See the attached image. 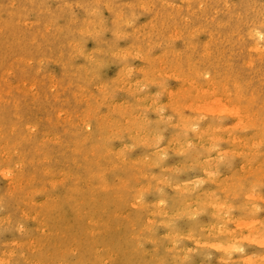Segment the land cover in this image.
Segmentation results:
<instances>
[{"label":"rangeland","instance_id":"1","mask_svg":"<svg viewBox=\"0 0 264 264\" xmlns=\"http://www.w3.org/2000/svg\"><path fill=\"white\" fill-rule=\"evenodd\" d=\"M0 7V171L5 167H9L12 171L8 180L0 176V223L2 224H0V264H102V260L107 257H113L108 259V264H118V262L129 264V261L130 264H166L168 262L170 264H178V262H182L181 264H192V262L193 264H259L260 262L264 264V249L261 247L264 246V241L259 242L260 246L256 241L251 244L248 240L244 241L241 236L243 226L238 228L231 222L248 220L258 222L260 227H256L259 229L257 231L264 238V170L262 169L264 167V144H262L264 143V47H260V45L264 46V0H0ZM254 34L258 36L254 37ZM73 47L79 49H73ZM150 80L154 81V84ZM210 80L218 92L228 91L230 99L244 107L243 110H247L251 118L249 129L240 132L235 125L236 131H234L233 119H230L228 115L221 117L223 113L209 115L201 110L193 111L195 109L193 91L189 89V92H184L183 88H187V82L193 83L196 87L206 88L211 84ZM111 98L112 100H109ZM134 104L136 107L139 106L136 108ZM132 105L137 111L132 108ZM138 111L141 112L138 113ZM183 118L187 120L185 124H183L185 122ZM198 119H200L199 122H197ZM189 120L192 124L187 125ZM209 124H212L214 129L210 134L207 128ZM103 127L107 130L101 131ZM189 128L191 130H188ZM202 132L205 136H201ZM97 133H101L102 137ZM114 135L117 138L113 140ZM168 135L171 137L169 138ZM229 135H233L236 140L242 139L245 145L247 144V148H250L252 143L262 142L257 158L248 164L249 159L246 156L242 157L239 154L240 150L227 139L226 136ZM217 138L220 141L217 142ZM111 139L112 141H109ZM135 139L139 141L136 142ZM198 140L205 145L208 144L212 151L224 154L216 159L208 152L204 153L207 150H204L202 145L195 144ZM135 142L137 144H133ZM101 145H104L102 149ZM155 146L159 147V150ZM78 148L81 151H78ZM155 151L159 152V155L154 158L157 154ZM91 152L97 155H92ZM208 155L212 157L207 158ZM72 162L75 164L73 165ZM109 162H112V165ZM120 164L123 169L126 168L118 169L117 166H121ZM128 165L133 169L131 170ZM223 165L229 167L225 166V168ZM103 168L106 171H103ZM114 168L115 172H112ZM100 172L102 174H99ZM73 173H75L74 176H78L79 181L74 180ZM214 173H218L217 177ZM243 175L245 178H242ZM237 176L240 178L238 179ZM138 177L141 178L138 179ZM118 180H121V183ZM161 180L165 183L160 184ZM80 181L81 183H78ZM212 182L215 183L211 184ZM252 182H256V185ZM101 183L105 184L104 188ZM175 188H178L177 192ZM228 188L231 191L227 190ZM156 190H160L159 193ZM226 190L232 198L228 197L230 195ZM209 192L218 203H223L219 205L224 209L218 206L221 211L217 209L212 212L209 207L205 208L206 205H200L199 202L201 200L203 202V197ZM89 193L94 194H91V197ZM243 195L244 200L246 199L244 203ZM67 196H71V200ZM177 202L178 205H176ZM111 203H114V206ZM197 204L202 207L199 208ZM100 205L103 207L101 208ZM106 208L111 212H108ZM127 212L131 214L127 216L129 218L125 217ZM172 212L175 214L173 215ZM248 212L250 214H247ZM110 213L112 216L109 218ZM115 213L116 215L113 216ZM208 215H211V218ZM116 218H121L120 222L123 221L119 223V219ZM160 221L163 222L160 224ZM220 221L227 223H222V226ZM103 222H109V229L105 232L101 226ZM142 222H144L143 225ZM117 223L122 226L120 227ZM145 227L147 229H144ZM164 227H167V230ZM140 229L142 232H139ZM102 230L103 232H100ZM208 234L210 236L206 238ZM110 235L113 236V240H110ZM86 237L91 238L88 240ZM237 239L241 240L237 242ZM100 240L102 243L99 242ZM234 243L235 247L231 249ZM197 244L201 245L200 250ZM93 247H95L94 250ZM165 247L169 248V251ZM208 247L210 250H207ZM225 248L227 249L223 250ZM130 249L135 251L130 253ZM234 250L235 253H233ZM186 252H192V256L187 255ZM245 258L246 260H243Z\"/></svg>","mask_w":264,"mask_h":264},{"label":"bare ground","instance_id":"2","mask_svg":"<svg viewBox=\"0 0 264 264\" xmlns=\"http://www.w3.org/2000/svg\"><path fill=\"white\" fill-rule=\"evenodd\" d=\"M11 1H13V0H11ZM28 1H29V0H28ZM145 2H146V1H145ZM149 2H150V1H149ZM163 2H164V1H163ZM165 2H166V1H165ZM105 3H106V2H105ZM198 3H199V2H198ZM9 4H11V3H9ZM63 4H64V3H63ZM65 4H66V3H65ZM69 4H70V3H68V5H69ZM75 4H76V3H75ZM166 4H167V2H166ZM139 5H140V4H139ZM149 5H150V4H149ZM168 5H169V4H168ZM175 5H176V4H175ZM197 5H198V4H197ZM76 6H77V5H76ZM169 6H172V5H169ZM187 6H188V5H187ZM11 7H13V6H11ZM72 7H73V6H72ZM142 7H143V5H142ZM172 7H173V6H172ZM226 7H227V6H226ZM0 8H1V7H0ZM37 8H38V7H37ZM73 8H74V7H73ZM138 8H139V7H138ZM176 8H177V6H176ZM198 8H199V7H198ZM141 9H142V8H141ZM186 9H187V8H186ZM93 10H94V8H93ZM157 10H158V9H157ZM252 10H253V9H252ZM47 11H48V10H47ZM91 12H92V11H91ZM94 12H95V11H94ZM48 13H49V12H48ZM119 13H120V12H119ZM52 15H53V13H52ZM120 15H121V13H120ZM18 16H19V15H18ZM53 16H55V15H53ZM117 16L119 17V15H117ZM254 16H255V15H254ZM118 17H117V18H118ZM119 18H120V17H119ZM169 18H170V17H169ZM182 18H183V17H182ZM182 18H181V19H182ZM262 18H263V17H262ZM17 19H18V18H17ZM120 19H121V18H120ZM210 19H211V18H210ZM0 20H1V19H0ZM65 20H66V19H65ZM74 20H75V19H74ZM187 20H188V19H187ZM263 20H264V19H263ZM22 21H23V20H22ZM125 21H127V20L125 19ZM128 22H129V21H128ZM29 23H30V22H29ZM130 23H131V22H130ZM25 24H26V23H25ZM44 24H45V23H44ZM47 24H48V23H47ZM124 24H125V22H124ZM127 24H128V23H127ZM147 24H148V23H147ZM28 25H30V24H28ZM28 25H27V26H28ZM32 25H33V23H32ZM129 25H130V24H129ZM131 25H132V23H131ZM25 26H26V25H25ZM44 26H45V25H44ZM93 26H94V25H93ZM243 26H244V25H243ZM46 27H47V26H46ZM48 27H49V26H48ZM196 28H197V27H196ZM46 29H47V28H46ZM46 29H45V31H46ZM49 29H50V28H49ZM174 29H175V28H174ZM193 29H194V28H193ZM197 29H198V28H197ZM79 30H80V29H79ZM86 30H87V29H86ZM88 30H89V29H88ZM93 30H94V29H93ZM246 30H247V29H246ZM252 30H255V31H256V29H252ZM81 31H82V30H81ZM81 31H79V32L81 33ZM175 31H176V30H175ZM204 31H205V30H204ZM79 32H78V33H79ZM82 32H83V31H82ZM176 32H177V31H176ZM192 32H193V31H192ZM247 32H248V31H247ZM119 33H121V32H119ZM177 33H178V32H177ZM189 33H190V32H189ZM248 33H249V32H248ZM121 34H122V33H121ZM133 34H134V33H133ZM258 34H260V33H258ZM122 35H124V33H123ZM138 35H139V33H138ZM196 35H197V34H196ZM209 35H210V34H209ZM118 36H119V35H118ZM255 36H258V35H255V34H254V37H255ZM260 36L262 37V35H260ZM120 37H121V35H120ZM124 37H125V36H124ZM139 37H140V36H139ZM248 37H250V36H248ZM261 37H260V38H261ZM252 38H253V37H252ZM12 39H13V38H12ZM242 40H243V39H242ZM32 41H33V40H32ZM32 41H31V43H34V42H32ZM258 41H259V39H258ZM159 42H160V41H159ZM255 42H257V41L255 40ZM50 43H51V42H50ZM147 43H148V42H147ZM170 43H171V42H170ZM187 43H188V42H187ZM253 44H254V43H253ZM255 44H256V43H255ZM149 45H150V44H149ZM249 45H250V44H249ZM72 46H74V45H72ZM190 46H191V45H190ZM256 46H257V45H256ZM258 46H259V45H258ZM186 47H187V46H186ZM260 47L262 48V47H264V46H261V45H260ZM48 48H49V47H48ZM74 48H77V47H73V49H74ZM139 48H140V47H139ZM165 48H166V47H165ZM261 48H260V49H261ZM77 49H79V48H77ZM98 49H99V48H98ZM249 49H250V48H249ZM249 49H248V51H249ZM254 49H256V48H254ZM117 50H118V49H117ZM121 50H122V49H121ZM138 50H139V49H138ZM96 51H97V50H96ZM135 51H136V50H134V52H135ZM163 51H164V49H163ZM256 51H257V50H256ZM59 52H60V51H59ZM77 52H78V51H77ZM117 52H118V51H117ZM126 52H128V51L126 50ZM129 52H130V51H129ZM132 52H133V51H132ZM140 52H141V50H140ZM259 52H260V50H259ZM83 53H84V52H83ZM106 53H107V52H106ZM206 53H207V52H206ZM222 53H223V52H222ZM256 53H257V52H256ZM80 54H81V53H80ZM108 54H109V53H108ZM108 54H107V55H108ZM117 54H118V53H117ZM119 54H120V53H119ZM119 54H118V55H119ZM128 54H129V53H128ZM128 54H126V55H128ZM136 54H137V52H136ZM176 54H177V53H176ZM124 55H125V54H124ZM126 55H125V56H126ZM137 55H138V54H137ZM120 56H121V55H120ZM125 56H124V57H125ZM129 56H130V54H129ZM139 56H140V55H139ZM208 56H209V55H208ZM87 57H89V56H87ZM90 57H91V56H90ZM132 57H133V56H132ZM134 57H135V55H134ZM136 57H137V56H136ZM155 58H156V57H155ZM36 59H37V58H36ZM85 59H86V57H85ZM89 59H90V58H89ZM96 59H97V58H96ZM91 60H92V59H91ZM93 60H94V59H93ZM97 60H98V59H97ZM122 60H123V59H122ZM154 60H155V59H154ZM47 61H48V60H47ZM54 61H55V60H54ZM59 61H61V60H59ZM59 61H58V62H59ZM99 61H100V60H99ZM99 61H97V62H99ZM162 61H164V60H162ZM42 62H43V61H42ZM42 62H41V64H42ZM45 62H46V61H45ZM55 62H56V61H55ZM61 62H62V61H61ZM244 62H245V61H244ZM249 62H250V61H249ZM56 63H57V62H56ZM102 63H103V62H102ZM188 63H190V62H188ZM60 64H61V63H60ZM103 64H104V63H103ZM246 64H247V62H246ZM44 65H45V64H44ZM44 65H43V66H44ZM70 65H71V64H70ZM187 65H188V64H187ZM248 65H249V64H248ZM250 65H251V62H250ZM43 66H42V67H43ZM192 66H193V65H192ZM39 67H40V66H39ZM62 67H63V66H62ZM122 67H123V66H122ZM138 67H140V66H138ZM150 67H151V66H150ZM63 68H64V67H63ZM140 68H141V67H140ZM140 68H138V70H139ZM124 69H125V68H124ZM142 69H143V68H142ZM151 69H152V68H151ZM173 69H174V68H173ZM122 70H123V68H122ZM171 70H172V69H171ZM123 71H124V70H123ZM123 71H122V72H123ZM139 71H140V70H139ZM153 71H154V69H153ZM87 72H88V71H87ZM92 72H93V71H92ZM204 72H205V71H204ZM123 73H124V72H123ZM187 73H189V72H187ZM176 74H177V73H176ZM196 74H197V73H196ZM124 75H125V74H124ZM156 75H158V74H155V76H156ZM179 75H180V74H179ZM85 76H86V75H85ZM93 76H94V75H93ZM93 76H92V77L90 76V77L93 78ZM119 76H120V75H119ZM148 76H149V75H148ZM158 76H159V75H158ZM176 76H178V74H177ZM205 76H207V75H205ZM117 77H118V76H117ZM202 77H203V76H202ZM91 78H90V79H91ZM120 78H121V76H120ZM146 78H147V77H146ZM153 78H154V77H153ZM179 78H180V77H179ZM182 78H183V77H181V79H182ZM205 78H206V77H204V79H205ZM136 79H138V78H136ZM144 79H145V78H144ZM188 79H189V78H188ZM151 80H152V79H151ZM151 80H150V82H151ZM179 80H180V79H179ZM115 81H116V80H115ZM134 81H135V79H134ZM143 81H144V80H143ZM143 81H142V82H143ZM146 81H148V80L146 79ZM99 82H100V81H99ZM116 82H117V81H116ZM138 82H139V81H137V83H138ZM142 82H141V83H142ZM213 82H214V81H213ZM227 82H228V80H227ZM102 83H103V81H102ZM122 83H123V82H122ZM151 83L154 84V81H152ZM210 83H211V80H210ZM77 84H78V83H77ZM77 84H76V85H77ZM131 84H132V82H131ZM183 84H184V83H183ZM207 84H208V83H207ZM220 84H221V83H220ZM133 85H134V84H133ZM137 85H138V84H137ZM139 85H140V84H139ZM222 85H223V84H222ZM235 85L237 86V84H235ZM68 86H69V84H68ZM120 86H121V85H120ZM120 86H119V87H120ZM186 86H187V88H186V87L183 88V91H184V92L188 91L189 89L193 91V95H194V99H195V100H194L195 102L193 103V106H194V108H195V109L193 110L194 112H195V110L197 109V110H201V111H203V112H207V113H209V115H210V114H213V113H214V114H215V113H219V114H222V113H223V115H221V117H222V116H226V115H228V116H230V117H229L230 119H233V122H234V123H232V125H233V128H232V129H234V131H236V130H235V125H236V127H237V131H240V132H243L244 130L249 129V126L251 125V118H250L249 114L247 113V110H246V111L243 110L244 107L242 108L239 104L234 103V102L230 99V96H229V94H228V91H227V92H224V93H223L224 90H223L222 92H218V91L216 90L215 86L213 85V83H211V84H209L208 86H206V88H201L200 86H199V87H200V88H199V87H196L193 83H188V82L186 83ZM202 86H203V85H202ZM233 86H234V85H233ZM119 87H118V88H119ZM122 87H124V86H122ZM82 88H84V87H82ZM103 88H104V87H103ZM128 88H129V86H128ZM238 89H239V88H238ZM80 90H81V89H80ZM85 90H86V88H85ZM128 90H129V89H128ZM135 90H136V89H135ZM236 90H237V89H236ZM112 91H113V90H112ZM140 91H141V90H140ZM128 92H129V91H128ZM184 92H183V93H184ZM188 92H189V91H188ZM105 93L107 94V92H105ZM112 93H113V92H112ZM143 93H144V92H143ZM235 93H236V92H235ZM133 94H134V93H133ZM133 94H132V95H133ZM135 94H136V93H135ZM141 94H142V93H141ZM146 94H147V93H146ZM188 94H189V93H188ZM110 95H112V94H110ZM110 95H108V96H110ZM132 95H131V97H132ZM136 95H137V94H136ZM236 95H237V94H236ZM187 96H188V95H187ZM110 97H111V96H110ZM142 97H144V96H142ZM142 97H141V98H142ZM146 97H147V96H146ZM189 97H191V95H190ZM237 97H238V96H237ZM239 97H240V96H239ZM105 98H106V97H105ZM105 98H103V99H105ZM141 98H140V100H141ZM135 99H136V98H135ZM251 99H253V97H251ZM107 100H108V98H107ZM109 100H112V98L109 99ZM95 101H96V100H95ZM191 101H192V100H191ZM250 101H251V100H250ZM252 101H253V100H252ZM105 102H106V101H105ZM130 102H131V101H130ZM133 102H134V101H133ZM149 102H150V100H149ZM102 103H103V102H102ZM109 103H110V102H109ZM138 103H139V102H138ZM136 104H137V103H136ZM188 104H189V103H188ZM134 105H135V104H134ZM129 106H130V104H129ZM138 106H139V105H137V107H138ZM130 107H131V106H130ZM135 107H136V105H135ZM135 107H134V108H135ZM137 107H136V108H137ZM132 108H133V105H132ZM134 108H133V109H134ZM136 108H135V109H136ZM127 109H128V108H127ZM139 109H140V108H139ZM175 109H177V108H175ZM248 109H249V108H248ZM108 110H110V109H108ZM115 110H116V109H115ZM115 110H114V111H115ZM142 110H143V109H142ZM142 110H141V111H142ZM190 110H191V109H190ZM105 111H106V110H105ZM132 111H133V110H132ZM136 111H137V109H136ZM141 111H140V112H141ZM241 111H242V113H241ZM108 112H110V111H108ZM140 112L138 111V113H140ZM105 113H107V112H105ZM115 113H116V112H115ZM138 113H137V114H138ZM253 113H254V112H253ZM88 114H89V113H88ZM194 114H195V113H194ZM96 115H98V114L96 113ZM130 115H131V114H130ZM134 115H135V114H134ZM141 115H142V113H141ZM197 116H198V114H197ZM197 116H196V117H197ZM254 116H255V118H256V115H254ZM110 117H111V116H110ZM143 117H144V116H143ZM162 118H163V117H162ZM178 118H180V117L178 116ZM194 118H195V117H194ZM212 118H213V117H212ZM130 119H132V118H130ZM130 119H129V120H130ZM135 119H136V118H135ZM139 119H140V118H139ZM139 119H138V120H139ZM144 119H146V118H144ZM156 119H158V118H156ZM170 119H171V118H170ZM186 119H188V118H186ZM101 120H102V118H101ZM138 120H137V121H138ZM166 120H168V119H165V121H166ZM176 120H178V119H176ZM184 120H185V119L183 118V121H184ZM195 120H197V118H195ZM199 120H200V119H198L197 122H199ZM262 120H263V119H262ZM85 121H86V120H85ZM103 121H104V119H103ZM137 121H135V122L137 123ZM160 121H161V120H160ZM163 121H164V119H163ZM183 121H182V122H183ZM186 121H187V120H185V122H184L183 124H185ZM191 121H192V120H191ZM107 122H108V121H107ZM154 122H155V121H154ZM167 122H170V121L168 120ZM174 122H175V121H174ZM177 122H178V121H177ZM182 122H180V124H181ZM189 122H190V120L188 121V124H187V125L192 124V123H189ZM254 122H255V121H254ZM258 122H259V121H258ZM109 123H110V122H109ZM115 123H116V122L114 121V125H115ZM117 123H118V120H117ZM148 123H149V121H148ZM151 123H153V122H151ZM263 123H264V121H263ZM87 124H88V123H87ZM103 124H104V122H103ZM110 124H111V123H110ZM122 124H123V123H122ZM141 124H142V123H141ZM149 124H150V123H149ZM149 124H148V125H149ZM259 124H260V123H259ZM83 125H84V124H83ZM111 125H112V124H111ZM118 125H119V124H118ZM126 125H127V124H126ZM139 125H140V124H139ZM143 125H144V124H143ZM160 125H162V124H160ZM170 125H171V124H170ZM89 126H90V125H89ZM105 126H106V125H105ZM115 126H116V125H115ZM140 126H141V125H140ZM167 126H168V125H167ZM167 126H166V127H167ZM171 126H172V125H171ZM252 126H254V124H252ZM255 126H256V125H255ZM11 127H12V126H11ZM106 127H107V126H106ZM134 127H135V126H134ZM141 127H143V126H141ZM173 127H174V126H173ZM176 127H178V126H176ZM250 127H251V126H250ZM89 128H90V127H89ZM103 128H104V129L101 130V131H104V130H105V127H103ZM139 128H140V127H139ZM144 128H145V127H144ZM156 128H157V127H156ZM207 128H208V130H209V134L212 133V131L214 130L213 127H212V124H209ZM254 128H255V127H254ZM82 129H83V128H82ZM101 129H102V128H101ZM146 129H147V128H146ZM160 129H161V128H160ZM197 129H198V128H197ZM197 129H196V130H197ZM257 129H258V128H257ZM15 130H16V129H15ZM106 130H107V129H106ZM106 130H105V131H106ZM118 130L120 131V129H118ZM148 130H149V129H148ZM153 130H154V129H153ZM158 130H159V126H158ZM179 130H180V129H179ZM186 130H187V129H186ZM188 130H191V129L189 128ZM254 130H255V129H254ZM84 131H85V130H84ZM108 131H109V130H108ZM108 131H107V132H108ZM142 131H143V130H142ZM262 131H263V130H261V132H262ZM86 132H87V131H86ZM99 132H100V131H99ZM117 132H118V131H117ZM121 132H122V129H121ZM137 132H138V131H137ZM155 132H156V131H155ZM178 132H181V131H178ZM184 132H185V131H184ZM204 132H205V130H204ZM204 132L201 133V136H205ZM263 132H264V131H263ZM75 133H76V132H75ZM77 133H78V132H77ZM108 133H109V132H108ZM127 133H128V132H127ZM175 133H176V132H175ZM182 133H183V132H182ZM182 133H181V134H182ZM192 133H193V132H192ZM97 134H99V133H97ZM100 134H101V133H100ZM100 134H99V136L102 137V135H100ZM110 134H111V133H110ZM112 134H113V132H112ZM135 134H136V133H135ZM138 134H139V133H138ZM188 134H189V133H188ZM261 134H262V133H261ZM73 135H74V134H73ZM89 135H90V134H89ZM103 135H104V134H103ZM107 135H108V134H107ZM107 135H106V136H107ZM172 135H173V134H172ZM183 135H186V134H183ZM234 135H235V134H234ZM242 135H243V134H242ZM108 136H110V135H108ZM114 136H115V135H114ZM121 136H122V135H121ZM131 136H132V135H131ZM155 136H156V135H155ZM190 136H191V134H190ZM104 137H105V136H104ZM139 137H140V136H139ZM141 137H142V136H141ZM141 137H140V138H141ZM144 137H146V136H144ZM144 137H143V139H145ZM151 137H152V136H151ZM156 137H158V136H156ZM161 137H162V136H161ZM168 137H169V135H168ZM168 137H167V138H168ZM170 137H171V136H170ZM170 137H169V138H170ZM185 137H186V136H185ZM226 137H227V139L231 142V144H232L233 146H235V148H238V149L240 150V153H239V154H241L242 157H243V156H246V157L249 159V160H247V162L249 161L248 164H249L250 162H252L254 159L257 158V155H258V152H259V149H260V147H261V143H262V142H261L260 144H259V142H258V143H257V142H256V143H252V144L250 145V148H247V144L245 145V142H244L242 139H241V140H238V139L236 140V138H235L233 135H229V136H226ZM84 138H85V135H84ZM115 138H117V136H115V137L113 138V140H114ZM128 138H129V137H128ZM132 138H134V137L132 136ZM154 138H155V137H154ZM176 138H177V137H176ZM181 138H182V137H181ZM193 138H194V137H193ZM256 138H258V137H256ZM87 139H88V137H87ZM121 139H122V138H121ZM152 139H153V138H152ZM254 139H255V138H254ZM137 140H138V139H137ZM137 140L135 139L134 141L138 142L139 140H138V141H137ZM155 140H156V139H155ZM179 140H180V139H179ZM202 140L205 142L204 139H202ZM216 140H217V142L220 141V139H218V138H217ZM244 140H245V139H244ZM79 141H80V140H79ZM88 141H89V139H88ZM104 141H105V140H104ZM109 141H112V139L109 140ZM109 141H108V143H109ZM118 141H119V140H118ZM209 141H210V139H209ZM258 141H260V140H258ZM77 142H78V141H77ZM80 142H81V141H80ZM121 142H122V141H121ZM130 142H131V141H130ZM130 142H129V144H130ZM132 142H133V140H132ZM132 142H131V143H132ZM136 142L133 143V144H137ZM141 142H143V140H142ZM147 142H148V141H147ZM176 142H177V141H176ZM181 142H182V141H181ZM190 142H191V141H190ZM66 143H67V142H66ZM104 143H105V142H104ZM145 143H146V142H145ZM151 143H152V142H151ZM170 143H172V142H170ZM185 143H186V142H185ZM191 143H192V142H191ZM209 143H210V142H209ZM71 144H72V143H71ZM75 144H76V142H75ZM79 144H80V143H79ZM122 144H124V143H122ZM133 144H132V145H133ZM179 144H180V142H179ZM183 144H184V143H183ZM195 144L202 145V148H204V150H207V151H205L204 153H207V152H208V153L211 154L212 156L216 157V159L218 158V156H221L222 154H224L223 152L221 153V152H219V151H212V150L210 149V147H208V144L205 145L201 140H198V142H196ZM262 144H264V143H262ZM67 145H68V144H67ZM67 145H66V146H67ZM82 145H83V144H82ZM108 145H109V144H108ZM127 145H128V144H127ZM138 145H139V144H138ZM140 145H141V144H140ZM145 145H146V144H145ZM155 145H156V144H155ZM164 145H165V144H164ZM172 145H173V144H172ZM180 145H181V144H180ZM59 146H61V145H59ZM72 146H73V145H72ZM92 146H93V145H92ZM97 146H98V145H97ZM97 146H95V148H97ZM101 146H102V145H101ZM123 146H126V145H123ZM136 146H137V145H136ZM142 146H144V144H143ZM181 146H182V145H181ZM210 146H211V145H210ZM62 147H65V146H62ZM103 147H104V145L101 147V149H102ZM106 147H107V146H106ZM106 147H105V149H106ZM127 147H128V146H127ZM131 147H132V146H131ZM133 147H135V146H133ZM150 147H151V146H150ZM175 147H177V146H175ZM196 147H197V146H196ZM199 147L201 148V146H199ZM199 147H198V148H199ZM213 147H214V146H213ZM215 147H216V146H215ZM60 148H61V147H60ZM92 148H94V146H93ZM145 148H146V147H145ZM151 148H152V147H151ZM155 148H157V147L155 146ZM158 148H159V147H158ZM158 148H157V149H158ZM185 148H186V150H188L187 147H185ZM191 148L193 149V147H191ZM235 148H234V149H235ZM81 149H82V148H81ZM83 149H84V148H83ZM83 149H82V150H83ZM98 149H99V148H98ZM147 149H148V147H147ZM121 150H122V149H121ZM158 150H159V149H158ZM165 150H166V149H165ZM178 150H179V149H178ZM184 150H185V149H184ZM78 151H81V150H79V148H78ZM85 151H86V150H85ZM91 151H92V150H91ZM114 151H115V150H114ZM114 151H113V152H114ZM122 151H123V150H122ZM125 151H126V150H125ZM169 151H170V150H169ZM189 151H190V150H189ZM148 152H149V151H148ZM155 152H156V151H155ZM161 152H162V151H161ZM194 152H195V151H194ZM194 152H193V153H194ZM228 152H230V151H228ZM228 152H227V153H228ZM75 153H76V152H75ZM79 153H80V152H79ZM85 153H86V152H85ZM91 153H92V155L95 154L94 152H91ZM102 153H103V152H102ZM122 153H123V152H122ZM144 153H145V152H144ZM146 153H147V152H146ZM156 153H157V154H156ZM156 153H155L156 155L153 154V155H155L154 158H155L157 155H159V154H158L159 152H156ZM164 153H165V152H164ZM171 153H172V152H171ZM185 153H186V151H185ZM187 153H188V154H191V153H189V152H187ZM201 153H203V152H201ZM261 153H263V152H261ZM89 154H90V153H89ZM109 154H110V153H109ZM112 154H114V153H112ZM117 154H118V153H117ZM151 154H152V153H151ZM177 154H178V153H177ZM231 154H233V153H231ZM231 154H230V155H231ZM259 154H260V153H259ZM20 155H21V153H20ZM56 155H58V154H56ZM63 155H64V154H63ZM95 155H97V154H95ZM115 155H116V154H115ZM123 155H125V153H124ZM141 155H142V154H141ZM144 155H145V154H144ZM162 155H163V154H162ZM162 155H161V157H162ZM178 155H181V153L178 154ZM194 155H196V154H194ZM113 156H114V155H113ZM147 156H148V155H147ZM196 156H197V155H196ZM198 156H200V154H199ZM201 156H202V154H201ZM212 156H209V155H208L207 158L212 157ZM224 156H226V155H224ZM262 156H263V155H262ZM105 157H106V156H105ZM111 157H112V156H111ZM116 157H117V156H116ZM148 157H149V156H148ZM150 157H152V156H150ZM158 157H160V156H158ZM161 157H160V158H161ZM183 157H184V156H183ZM190 157L192 158V155H191ZM194 157H195V156H194ZM228 157H229V156H228ZM240 157H241V156H240ZM242 157H241V158H242ZM87 158H88V156H87ZM106 158H107V157H106ZM133 158H134V157H133ZM139 158H140V156H139ZM146 158H147V157H146ZM152 158H153V157H152ZM162 158H163V157H162ZM191 158H190V159H191ZM196 158H197V157H196ZM226 158H227V157H226ZM244 158H245V157H244ZM244 158H243V159H244ZM72 159H73V158H72ZM144 159H145V158H144ZM147 159H148V158H147ZM198 159H199V158H198ZM229 159H230V158H229ZM74 160H75V159H74ZM97 160H98V159H97ZM111 160H112V159H111ZM135 160H136V159H135ZM138 160H139V159H138ZM140 160H143V159H140ZM155 160H156V159H155ZM192 160H194V159H192ZM204 160H205V159H204ZM260 160H261V159H260ZM72 161H73V160H72ZM108 161H110V160H108ZM119 161H120V160H119ZM124 161H125V160H124ZM148 161H149V159H148ZM160 161H161V159H160ZM189 161L191 162V160H189ZM197 161H198V160H197ZM200 161H201V160H200ZM224 161H225V160H224ZM241 161H242V160H241ZM243 161H246V160H243ZM261 161H262V160H261ZM103 162H104V161H103ZM141 162H143V161H141ZM220 162H222V160H221ZM255 162H256V161H255ZM72 163H73V162H72ZM109 163H111V165H112V162H109ZM113 163H114V162H113ZM120 163H121V161H120ZM206 163H207V160H206ZM218 163H219V162H218ZM218 163H217V166H218ZM74 164H75V163H73V165H74ZM90 164H91V163H90ZM107 164H108V163H107ZM121 164H123V163H121ZM121 164H120V165H121ZM125 164H126V163H125ZM185 164H187V163H185ZM190 164L192 165V163H190ZM203 164H204V163H203ZM203 164H202V165H203ZM221 164H223V163H221ZM259 164H260V163H259ZM58 165H59V164H58ZM81 165H82V164H81ZM87 165H88V164H87ZM108 165H109V164H108ZM123 165H124V164H123ZM193 165L195 166L194 163H193ZM128 166H130V165H128ZM134 166H136V165H134ZM145 166H146V165H144V167H145ZM188 166H189V164H188ZM223 166H224V165H223ZM225 166L229 167L228 165H225ZM225 166H224V167H225ZM262 166H263V165H262ZM77 167H79V166H77ZM111 167H112V166H111ZM117 167H118V169H119V167H121V168L123 169L122 165H121V166H117ZM158 167H159V166H158ZM200 167H201V166H200ZM106 168H108V167H106ZM115 168H116V167H115ZM115 168L112 169L113 171H112V170H111V171H112V172H115V171H114ZM125 168H126V167H125ZM125 168H124V169H125ZM130 168H131V166H130ZM137 168H139V167H137ZM137 168H136V169H137ZM202 168H203V167H202ZM225 168H226V167H225ZM249 168H250V167H249ZM257 168H258V167H257ZM257 168H256V169H257ZM69 169L71 170V167H70ZM82 169H83V168H82ZM109 169H110V168H109ZM109 169H108V171L110 172ZM124 169H123V170H124ZM132 169H133V168H131V170H132ZM180 169H181V168H180ZM200 169H201V168H200ZM200 169H199V170H200ZM247 169H248V168H247ZM262 169L264 170V167H263ZM104 170H105V169L103 168V171H104ZM140 170H141V169H140ZM153 170H154V168H153ZM161 170H162V168H161ZM186 170H187V169H186ZM190 170H191V169H190ZM190 170H189V171H190ZM214 170H216V169H214ZM227 170H229V169H227ZM243 170H244V169H243ZM248 170H249V169H248ZM252 170H253V169H252ZM252 170H251V171H252ZM254 170H255V169H254ZM67 171H68V170H67ZM103 171H102V172H103ZM105 171H106V170H105ZM158 171H159V170H158ZM246 171H247V170H246ZM246 171H245V172H246ZM102 172H100L99 174H102ZM138 172H139V171H138ZM176 172H177V171H176ZM176 172H175V173H176ZM202 172H203V171H202ZM233 172H234V171H233ZM247 172H248V171H247ZM254 172H255V171H254ZM11 173H12L11 169H9V167H5V168H2V169H1V171H0V176H1V178L8 180V179H9L8 177H10ZM139 173H140V172H139ZM143 173H144V172H143ZM211 173H212V172H211ZM211 173H210V174H211ZM230 173H231V172H230ZM238 173H240V172H238ZM259 173H260V172H259ZM74 174H75V173H73V177H75L74 180L77 179V180L79 181L78 176H74ZM104 174H105V173H104ZM145 174H146V173H145ZM147 174H148V173H147ZM164 174H165V173H164ZM212 174H213V173H212ZM214 174H215L216 177H217V174H218V173H217V174L214 173ZM251 174H252V172H251ZM255 174H256V173H255ZM262 174H263V173H262ZM67 175H68V174H67ZM97 175H98V174H97ZM228 175H229V174H228ZM236 175H237V174H236ZM246 175H247V174H246ZM71 176H72V175H71ZM98 176H99V175H98ZM105 176H106V175H105ZM116 176H117V175H116ZM116 176H114V177H116ZM139 176H140V174H139ZM149 176H150V175H149ZM233 176H234V175H233ZM249 176H250V175H249ZM76 177H77V178H76ZM119 177H120V176H119ZM131 177H132V176H131ZM152 177H153V176H152ZM152 177H151V178H152ZM237 177H238V179L240 178V176H237ZM241 177H242V176H241ZM246 177H248V175H247ZM254 177H256V176H254ZM260 177H261V176H260ZM80 178H81V176H80ZM82 178H83V177H82ZM87 178H88V176H87ZM87 178H86V179H87ZM90 178H91V177H90ZM102 178H104V177H102ZM111 178H112V177H111ZM116 178H118V177H116ZM134 178L136 179V176H134ZM140 178H141V177H138V179H140ZM151 178H150V179H151ZM207 178H208V177H207ZM211 178H212V177H211ZM233 178H234V177H233ZM235 178H236V177H235ZM242 178H245L244 175H243ZM242 178H241V179H242ZM262 178H263V177H262ZM83 179H84V178H83ZM119 179H120V178H119ZM122 179H123V178H122ZM122 179H121V180H122ZM227 179H228V178H227ZM229 179H230V178H229ZM238 179H237V180H238ZM89 180H90V179H89ZM121 180H120V181H121ZM124 180H125V181H126V180L128 181L127 178H126V179L124 178ZM153 180H155V179L153 178ZM156 180H157V179H156ZM212 180H214V179H212ZM215 180H216V179H215ZM85 181H86V180H85ZM102 181H103V180H102ZM120 181L118 180V182H120ZM139 181H140V180H139ZM198 181H199V180H198ZM220 181H221V180H220ZM222 181H223V180H222ZM226 181H227V183H228V180H226ZM230 181H231V179H230ZM87 182H88V181H87ZM92 182H93V181H92ZM112 182H113V181H112ZM205 182H206V181H205ZM74 183H75V182H74ZM78 183H81V181L78 182ZM78 183H77V184H78ZM83 183H84V182H83ZM85 183H86V182H85ZM85 183H84V184H85ZM95 183H96V182H95ZM105 183H106V182H105ZM120 183H121V182H120ZM137 183H138V182H137ZM147 183H148V182H147ZM159 183H160V184H164L165 182L162 183V180H161V182H159ZM166 183H167V182H166ZM175 183H176V182H175ZM178 183H179V182H178ZM182 183H183V182H182ZM214 183H215V182H212L211 184H214ZM219 183H221V182H219ZM225 183H226V182H225ZM232 183H233V181H232ZM255 183H256V182H254V183L252 182V184L256 185ZM259 183H261V182H259ZM122 184H124V183H122ZM122 184H120V185H122ZM126 184H127V182H126ZM139 184H140V183H139ZM148 184H149V183H148ZM148 184H147V185H148ZM160 184H159V185H160ZM180 184H181V183H180ZM185 184H186V183H185ZM187 184H189V183H187ZM192 184H194V183H192ZM229 184H231V182H229ZM233 184H234V183H233ZM241 184H242V183H241ZM245 184H246V183H245ZM247 184H248V183H247ZM249 184H250V183H249ZM101 185H102V183H101ZM106 185H107V184H106ZM129 185H130V183H129ZM145 185H146V184H145ZM145 185H144V186H145ZM155 185H156V183L154 184V186H155ZM166 185H167V184H166ZM183 185H184V184H183ZM189 185H190V184H189ZM215 185H216V184H215ZM217 185H219V184L217 183ZM217 185H216V186H217ZM231 185H232V184H231ZM231 185H230V186H231ZM237 185H238V184H237ZM254 185H253V186H254ZM81 186H82V184H81ZM102 186H103V188H104V187H105V184H103ZM112 186H113V185H112ZM124 186H125V185H124ZM133 186H134V185H133ZM138 186H139V185H138ZM149 186H150V185H149ZM154 186H153V187H154ZM160 186H161V185H160ZM185 186H186V185H185ZM201 186H202V185H201ZM228 186H229V185H228ZM228 186H226V187H228ZM230 186H229V187H230ZM250 186H251V185H249V187H250ZM75 187H76V186H75ZM79 187H80V186H79ZM79 187H78V188H79ZM95 187H96V186H95ZM98 187H100V186H98ZM177 187H178V186H177ZM182 187H183V186H182ZM231 187L234 188L233 185H232ZM259 187H260V186H259ZM96 188H97V187H96ZM113 188H114V187H113ZM120 188H122V187H120ZM125 188H126V187H125ZM129 188H130V187H129ZM129 188H128V189H129ZM134 188H135V187H134ZM138 188H140V186H139ZM144 188H145V187H144ZM150 188H152V187L150 186ZM164 188H165V187H164ZM186 188H187V187H186ZM189 188H190V187H189ZM235 188H236V186H235ZM241 188H242V186H241ZM241 188H240V189H241ZM80 189H81V188H80ZM80 189H78V190H80ZM87 189H88V188H87ZM111 189H112V187H111ZM130 189H131V188H130ZM141 189H142V188H141ZM160 189H161V188H160ZM177 189H178V188H177ZM177 189L175 188L174 190H176V192H177ZM184 189H185V188H184ZM197 189H199V188H197ZM236 189H237V188H236ZM84 190H85V189H84ZM84 190H82V191H84ZM99 190H100V189H99ZM105 190H106V188H105ZM115 190H116V189H115ZM154 190H155V188H154ZM161 190H162V189H161ZM180 190H181V189H180ZM194 190H195V188H194ZM206 190H207V189H206ZM213 190H214V188H213ZM215 190H216V189H215ZM218 190H219V187H218ZM218 190H217V191H218ZM221 190H222V189H221ZM221 190H220V191H221ZM223 190H224V188H223ZM227 190L231 191L230 188H228ZM227 190H226V192L228 193ZM233 190H234V189H232V191H233ZM249 190H250V189H249ZM75 191H76V190H75ZM86 191H87V190H86ZM91 191H92V190H91ZM97 191H98V190H97ZM109 191H110V189H109ZM116 191L118 192V190H116ZM128 191H129V190H128ZM149 191H150V190H149ZM156 191H158V190H156ZM159 191H160V190H159ZM159 191H158V193H159ZM162 191H163V190H162ZM181 191H182V190H181ZM184 191H185V190H184ZM203 191H204V190H203ZM235 191H236V190H235ZM235 191H234V192H235ZM251 191H252V190H251ZM251 191H250V192H251ZM76 192H77V191H76ZM79 192H80V191H79ZM79 192H78V193H79ZM117 192H116V193H117ZM153 192H154V191H153ZM187 192H189V191H187ZM218 192H219V191H218ZM238 192H239V190H238ZM248 192H249V191H248ZM80 193H81V192H80ZM84 193H85V191H84ZM96 193H97V192H96ZM98 193H99V191H98ZM102 193L105 195V191H103ZM120 193H121V192H120ZM120 193H119V194H120ZM144 193H145V192H144ZM190 193H192V192L190 191ZM198 193H199V192H198ZM202 193H203V192L201 191V195H202ZM215 193H216V192H215ZM230 193H231V192H230ZM232 193H233V192H232ZM251 193H252V192H251ZM251 193H250V194H251ZM254 193H256V192H254ZM254 193H253V196H254ZM85 194H86V193H85ZM89 194H90V193H89ZM91 194H92V193H91ZM91 194H90V195H91ZM93 194H94V193H93ZM93 194H92V195H93ZM114 194H115V193H114ZM114 194H113V195H114ZM141 194H143V193H141ZM181 194L183 195V192H182ZM184 194H185V193H184ZM220 194H221V192H220ZM228 194H229V193H228ZM241 194H245V193H242V192H241ZM248 194H249V193H248ZM67 195H69V194H67ZM92 195H91V197H92ZM115 195H116V194H115ZM120 195H121V194H120ZM132 195H133V194H132ZM136 195H137V193H136ZM138 195H139V194H138ZM156 195H157V194H156ZM160 195H161V194H160ZM197 195H199V194H197ZM204 195H205V194H204ZM214 195H215V194H214ZM221 195H222V194H221ZM229 195H230V196H228V197H231V194H229ZM246 195H247V194H246ZM255 195H256V194H255ZM257 195H259V194H257ZM85 196H86V195H85ZM117 196H118V195H117ZM133 196H134V195H133ZM179 196H180V195H179ZM179 196H178V197H179ZM188 196H189V194H188ZM194 196H196V195H194ZM199 196H200V195H199ZM226 196H227V195H226ZM248 196H249V195H248ZM67 197H68V196H67ZM70 197H71V196H69L68 198L70 199ZM82 197H84V196H82ZM86 197H87V196H86ZM110 197H111V196H110ZM142 197H143V196H141V198H142ZM158 197H159V196H158ZM184 197H185V196H184ZM186 197H187V196H186ZM186 197H185V198H186ZM191 197H192V196H191ZM223 197H224V195H223ZM105 198H107V197H105ZM105 198H104V199H105ZM111 198H113V196H112ZM118 198H119V197H118ZM137 198H138V197H137ZM163 198H164V196L162 197V200H163ZM203 198H204L203 202H202V200H201L200 202H199V201H198V202L200 203V205H202V204H203V205H206L207 207H205V208H208V207H209V208L212 210V212H215V211H216L217 209H219V207L223 204L222 202H219V203L221 204V205H219V203L217 202V200H215L213 194L210 193V192H209L208 194H206V196L203 197ZM216 198H217V197H216ZM231 198H232V197H231ZM231 198H229V199H231ZM247 198H249V197H247ZM250 198H251V197H250ZM82 199H83V198H82ZM82 199H81V200H82ZM85 199H87V198H85ZM114 199H115V196H114ZM119 199H123V198H119ZM172 199H174V198H172ZM200 199H201V198H200ZM222 199H224V198H222ZM258 199H259V198H258ZM2 200H3V198H2ZM70 200H71V199H70ZM76 200H77V199H76ZM78 200H79V199H78ZM109 200H110V199H109ZM117 200H118V199H117ZM130 200H132V199H130ZM139 200H140V199H139ZM139 200H138V203H139ZM168 200H169V199H168ZM168 200H167V201H168ZM183 200L185 201V199H183ZM218 200H219V199H218ZM231 200H232V199H231ZM245 200H246V199H245ZM245 200H244V195H243V203H244ZM253 200H254V199H253ZM259 200H260V199H259ZM79 201H80V200H79ZM113 201H114V200H113ZM119 201H120V200H119ZM128 201H129V200H128ZM132 201H133V200H132ZM135 201H136V200H135ZM164 201H165V200H164ZM177 201H179V200H177ZM188 201H189V200H188ZM219 201H220V200H219ZM251 201H252V200H251ZM261 201H262V200H261ZM73 202H74V199H73ZM76 202H77V201H76ZM76 202H75V203H76ZM89 202H90V201H89ZM103 202H104V201H103ZM105 202H106V201H105ZM140 202H141V200H140ZM152 202H154V201H152ZM152 202H149V203L152 204ZM128 203H129V202H128ZM147 203H148V202H147ZM173 203H174V202H173ZM179 203H180V202H179ZM193 203H194V202H193ZM195 203H196V202H195ZM245 203H249V202H245ZM262 203H263V201H262ZM88 204H89V203H88ZM111 204L114 206V203H111ZM131 204H132V203H131ZM181 204H182V202H181ZM186 204H187V203H186ZM186 204H185V205H186ZM228 204H230V203H228ZM83 205H85V204H83ZM139 205L141 206L140 203H139ZM143 205H146V204H143ZM176 205H178V202H177ZM195 205H196V204H195ZM230 205H231V204H230ZM56 206H57V205H56ZM70 206L73 207V205H70ZM70 206H69V207H70ZM113 206H112V207H113ZM130 206H131V205H130ZM135 206H136V204H135ZM148 206H149V205H148ZM148 206H147V208H148ZM182 206H183V205H182ZM188 206H189V204H188ZM197 206H198V204H197ZM218 206H219V207H218ZM223 206H224V205H223ZM250 206H251V205H249V207H250ZM87 207H88V206H87ZM100 207L102 208L103 205H102V206L100 205ZM100 207H98V208H100ZM115 207H116V204H115ZM132 207H133V205H132ZM136 207H137V206H136ZM152 207H154V206H152ZM171 207H172V206H171ZM176 207H177V206H176ZM185 207H186V206H185ZM198 207L201 208L202 206H198ZM221 207H222V206H221ZM224 207H225V206H224ZM56 208H58V207H56ZM73 208H74V207H73ZM73 208H72V210H73ZM96 208H97V207H96ZM116 208H117V207H116ZM133 208H134V207H133ZM139 208H140V207H139ZM156 208H157V207H156ZM164 208H165V206H164ZM168 208H169V207H168ZM194 208H195V206H194ZM231 208H232V206H231ZM251 208H252V207H251ZM257 208H258V206H257ZM87 209H88V208H87ZM106 209H107V208H106ZM111 209H112V208H111ZM124 209H125V208H124ZM134 209H135V208H134ZM159 209H160V208H159ZM183 209H184V207H183ZM203 209H204V208H202V210H203ZM222 209H224V208L222 207ZM227 209H228V208L226 207V210H227ZM252 209H253V208H252ZM252 209H251V210H252ZM91 210H92V209H91ZM93 210H95V209H93ZM93 210H92V211H93ZM97 210H98V209H97ZM121 210H122V209H121ZM130 210H131V208H130ZM142 210H143V209H142ZM145 210H146V209H145ZM145 210H144V214H145ZM163 210H165V209H163ZM168 210H169V209H168ZM170 210H172V209H170ZM170 210H169V211H170ZM175 210H176V208H175ZM202 210H199V211L201 212ZM219 210H220V209H219ZM229 210H230V209H229ZM251 210H250V211H251ZM107 211H108V209H107ZM107 211H106V212H107ZM109 211H110V210H109ZM109 211H108V212H109ZM112 211H113V210H112ZM160 211H161V210H160ZM191 211H192V210H191ZM191 211L189 212L190 214H191L192 212L195 213V211H192V212H191ZM204 211H205V210H204ZM220 211H221V210H220ZM224 211H225V210H224ZM230 211H231V210H230ZM250 211H249V212H250ZM253 211H254V210H253ZM258 211H259V210H258ZM98 212H99V211H98ZM103 212H104V211H103ZM110 212H111V211H110ZM149 212H150V211H149ZM149 212H148V213H149ZM153 212H155V211H153ZM153 212H152V213H153ZM175 212H176V211H175ZM196 212H197V211H196ZM218 212H219V211H218ZM227 212H229V211L227 210ZM249 212H248L247 214H250ZM255 212H256V211H255ZM13 213H14V212H13ZM13 213H12V214H13ZM59 213H60V211H59ZM89 213H90V212H89ZM104 213H105V212H104ZM132 213H133V212H132ZM152 213H151V215H152ZM176 213H178V212H176ZM179 213H180V211H179ZM179 213H178V214H179ZM182 213H183V212H182ZM233 213H234V212H233ZM243 213H244V212H243ZM110 214H111V215H108L109 218H110V216H112V213H110ZM129 214H130V213L127 212V213L125 214V217H126V218H129V217H127V216H129ZM135 214H136V213H135ZM172 214H173V212H172ZM174 214H175V213H174ZM174 214H173V215H174ZM178 214H177V215H178ZM183 214H185V213H183ZM183 214H182V215H183ZM201 214H204V213H201ZM219 214H221V213H219ZM223 214H224V215H227V213H226V214L223 213ZM223 214H222V215H223ZM255 214H256V213H255ZM91 215H92V214H91ZM97 215H98V213H97ZM114 215H116V213L113 214V216H114ZM123 215H124V214H123ZM130 215H131V214H130ZM159 215H160V214H159ZM211 215H212V214H211ZM211 215H210V216L208 215L209 218H211ZM216 215H217V214H216ZM230 215H231V214H230ZM230 215H229V216H230ZM88 216H89V215H88ZM94 216H95V215H94ZM108 216H107V217H108ZM136 216H137V215H136ZM144 216H145V215H144ZM189 216H190V215H189ZM200 216H201V215H200ZM217 216H220V215H217ZM217 216H216V217H217ZM251 216H252V215H251ZM85 217L87 218V216H85ZM95 217H96V216H95ZM97 217H98V216H97ZM102 217H103V216H102ZM107 217H106V218H107ZM115 217H116V216H115ZM115 217H114V218H115ZM133 217H135V216H133ZM160 217H163V215H160ZM186 217H187V215H186ZM196 217H197V216H196ZM196 217H194V218H196ZM220 217H221V216H220ZM240 217H241V216H240ZM86 218H85V219H86ZM104 218H105V217H104ZM104 218H103V219H104ZM143 218H144V217H143ZM187 218H188V217H187ZM202 218H203V217H202ZM212 218L214 219L215 217H212ZM237 218H238V217H237ZM243 218H244V217H243ZM254 218H255V217H254ZM94 219H95V218H94ZM116 219L118 220L119 218H116ZM120 219H121V218H120ZM120 219H119V221H118L119 223H121V222L123 221V220H122V221L120 222ZM122 219H123V218H122ZM135 219H136V218H134V220H135ZM151 219H152V218H151ZM174 219H175V218H174ZM174 219H173V220H174ZM188 219L190 220V218H188ZM196 219H197V218H196ZM217 219H218V218H217ZM217 219H216V220H217ZM219 219H220V218H219ZM252 219H253V218H252ZM146 220H147V219H146ZM161 220H162V219H161ZM178 220H179V219H178ZM180 220H181V219H180ZM184 220H187V219L184 218ZM184 220H183V221H184ZM209 220H210V219H209ZM216 220H214V221H216ZM237 220H238V219H237ZM259 220H260V219H259ZM110 221H112V220H110ZM110 221H109V222H110ZM142 221H143V219H142ZM147 221H148V220H147ZM151 221H152V220H151ZM155 221H156V220H155ZM166 221H167V219H166ZM168 221H169V220H168ZM187 221H188V220H187ZM187 221H184V222H187ZM191 221H192V218H191ZM195 221H196V220H195ZM217 221H218V220H217ZM109 222H103V223L101 224L102 228L104 229V232L107 231V230L109 229ZM127 222H128V221H127ZM127 222H126V224H127ZM130 222H131V221H130ZM162 222H163V221H162ZM162 222L160 221V224H161ZM174 222H176V220H175ZM174 222H173V223H174ZM193 222H194V219H193ZM197 222H198V221H197ZM204 222H205V220H204ZM225 222H226V221H225ZM225 222L222 221V223H225ZM231 222H232V223H235V226L237 225L238 228H239V227L241 228V227L243 226V228H242V232H241V236H242V239H243L244 241H245V240H248V241H250V244H251V242L256 241V242H258V243H257L258 246H260L259 242L262 241V243H263V241H264L263 235L260 234V233L258 232L259 229L256 228V227H260V226H258V222L254 223L252 220H248V221H245V222H243V221H239V222H238V221H236V222L231 221ZM132 223L134 224V222H132ZM132 223H131V225H132ZM137 223H138V220H137ZM143 223H144V222H142V225H143ZM149 223H150V222H149ZM153 223H154V222H153ZM164 223H165V221H164ZM170 223H171V222H170ZM201 223H202V222H201ZM206 223H207V222H206ZM208 223H209V221H208ZM222 223H221V221H220V224H221V225H222ZM226 223H227V222H226ZM226 223H225V224H226ZM263 223H264V222H263ZM263 223H262L261 225H263ZM0 224H1V223H0ZM111 224H112V223H111ZM117 224H118V223H117ZM117 224H115V225H117ZM122 224H123V223H122ZM129 224H130V223H129ZM151 224H152V222H151ZM160 224H159V225H160ZM188 224H189V223H188ZM202 224H203V223H202ZM228 224H229V223H228ZM1 225H2V224H1ZM7 225H8V224H7ZM118 225L120 226V224H118ZM140 225H141V224H140ZM157 225H158V223H157ZM157 225H156V226H157ZM190 225H191V224H190ZM194 225H195V224H194ZM196 225H197V224H196ZM198 225H199V224H198ZM198 225H197V226H198ZM15 226H16V225H15ZM121 226H122V225H121ZM121 226H120V227H121ZM124 226H125V225H124ZM124 226H123V227H124ZM148 226H149V225H148ZM150 226H151V225H150ZM181 226H182V225H181ZM219 226H220V225H218V227H219ZM222 226H223V225H222ZM94 227L96 228V226H94ZM94 227H93V228H94ZM97 227H98V226H97ZM111 227H112V226H111ZM111 227H110V229H111ZM142 227H143V226H142ZM151 227H152V226H151ZM173 227H175V226H173ZM188 227H190V226H188ZM210 227H211V226H210ZM112 228H113V227H112ZM124 228H127V227H124ZM128 228H129V227H128ZM155 228H156V227H154V229H155ZM164 228H165V227H164ZM171 228H172V227H171ZM98 229L100 230L99 227H98ZM144 229H147V228L145 227ZM144 229H143V231H144ZM148 229H150V228L148 227ZM165 229L167 230V227H166ZM168 229H170V228L168 227ZM176 229H177V228H176ZM95 230H96V229H95ZM131 230H132V227H131ZM131 230H130V232H131ZM151 230H152V228H151ZM158 230H159V229H158ZM158 230H157V232H158ZM172 230H173V229H172ZM184 230H185V229H184ZM187 230H188V228H187ZM190 230H192V229H190ZM257 230H258V231H257ZM263 230H264V229H263ZM96 231H97V230H96ZM96 231H95V232H96ZM115 231H116V230H115ZM170 231H171V230H170ZM170 231H169V232H170ZM203 231H204V229H203ZM208 231H209V230H208ZM261 231H262V230H261ZM100 232H103V230L100 231ZM111 232H112V231H111ZM124 232H125V231H124ZM139 232H142L141 229H140ZM145 232H147V231H145ZM150 232H152V231H150ZM83 233H84V231H83ZM120 233H121V232H120ZM143 233H144V232H143ZM170 233H171V232H170ZM182 233H183V232H182ZM239 233H240V232H239ZM262 233H263V231H262ZM58 234H59V233H58ZM91 234H92V233H91ZM97 234H98V233H97ZM99 234H100V233H99ZM107 234H108V233H107ZM111 234H113V233H111ZM144 234H145V233H144ZM147 234H148V232H147ZM162 234H163V233H162ZM162 234H161V235H162ZM191 234H192V232H191ZM197 234H199V233H197ZM197 234H196V235H197ZM202 234H204V233H202ZM220 234H221V233H220ZM220 234H219V235H220ZM88 235H90V234H88ZM105 235H106V234H105ZM121 235H122V234H121ZM136 235H137V234H136ZM140 235H141V234H140ZM142 235H143V234H142ZM163 235H164V234H163ZM230 235H231V234H230ZM234 235H235V232H234L233 236H234ZM236 235H237V234H236ZM239 235H240V234H239ZM80 236H82V235H80ZM91 236H92V235H91ZM99 236H100V235H99ZM101 236H102V235H101ZM110 236H111V235H110ZM125 236H126V235H125ZM147 236H149V235H147ZM152 236H153V235H152ZM158 236H159V235H158ZM167 236H168V235H167ZM187 236H188V235H187ZM187 236H186V237H187ZM207 236H210V235H209V234L206 235V238H207ZM215 236H216V235H215ZM217 236H218V234H217ZM226 236H227V235H226ZM87 237H88V236H87ZM87 237H86V238H87ZM105 237H106V236H104V238H105ZM108 237H109V236H108ZM112 237H113V236H111L110 240H113ZM118 237L120 238V236H118ZM126 237H127V236H126ZM129 237H130V236H129ZM129 237H128V238H129ZM139 237H140V236H139ZM160 237H162V236H160ZM169 237H170V236H169ZM194 237H195V235H194ZM204 237H205V236H204ZM213 237H214V236H213ZM218 237H219V236H218ZM234 237H235V236H234ZM239 237H240V236H239ZM90 238H91V237H90ZM90 238H89V239H90ZM102 238H103V237H102ZM116 238H117V236H116ZM133 238H134V237H133ZM133 238H132V239H133ZM140 238H141V237H140ZM182 238H183V237H182ZM191 238H193L192 235H191ZM236 238H237V237H236ZM236 238H235V239H236ZM87 239H88V238H87ZM89 239H88V240H89ZM125 239H126V238H125ZM138 239H139V238H138ZM170 239L174 240L173 238H170ZM175 239H177V238L175 237ZM180 239H181V238H180ZM183 239H184V238H183ZM204 239H205V238H204ZM208 239H209V237H208ZM211 239H212V238H211ZM227 239H228V238H227ZM233 239H234V238H233ZM92 240H93V239H92ZM108 240H109V239H108ZM108 240H107V241H108ZM115 240H116V239H115ZM126 240H127V239H126ZM133 240H134V239H133ZM152 240H153V238H152ZM177 240H178V239H177ZM177 240H176V241H177ZM216 240H217V239H216ZM237 240H238V239H237ZM239 240H241V239H239ZM239 240H238L237 242H239ZM243 240H242V241H243ZM120 241H121V240H120ZM149 241H150V240H149ZM149 241H148V242H149ZM179 241H180V240H179ZM190 241H191V240H190ZM218 241H219V240H218ZM220 241H221V240H220ZM225 241H226V240H225ZM88 242H89V241H88ZM97 242H98V241H97ZM99 242H101V240H100ZM105 242H106V241H105ZM113 242H114V241H113ZM127 242L129 243L130 241H127ZM134 242H136V241L134 240ZM237 242H236V243H237ZM71 243H72V242H71ZM79 243H80V242H79ZM83 243H84V242H83ZM89 243H90V242H89ZM101 243H102V242H101ZM122 243H123V242H122ZM128 243H127V244H128ZM172 243H173V241H172ZM200 243H201V242H200ZM213 243L215 244V242H213ZM223 243H224V242H223ZM226 243H227V242H226ZM226 243H225L224 245H226ZM240 243H242V242H240ZM81 244H82V243H81ZM107 244H108V243H107ZM139 244H140V242H139ZM139 244H138V245H139ZM168 244H169V243H168ZM170 244H171V243H170ZM214 244H213V245H214ZM246 244H247V243H246ZM250 244H249V245H250ZM253 244H254V243H253ZM75 245H77V244H75ZM82 245H83V244H82ZM86 245H87V244H86ZM86 245H85V246H86ZM90 245H91V243H90ZM92 245H93V244H92ZM111 245H112V243H111ZM111 245H110V246H111ZM125 245H126V244H125ZM128 245H129V244H128ZM138 245H137V246H138ZM152 245H153V244H152ZM195 245H196V243H195ZM197 245H199V244H197ZM202 245H203V244H202ZM204 245H205V244H204ZM215 245H217V244H215ZM215 245H214V247H215ZM224 245H222V246H224ZM234 245H235V243L231 246V249H233V248L235 247ZM237 245H240V244L237 243ZM77 246H80V244L77 245ZM114 246H115V245H114ZM156 246H158V244H157ZM176 246H178V244H177ZM180 246H181V245H180ZM180 246H179V247H180ZM200 246H201V245L198 246V249H199V250H200V248H199ZM208 246H209V245H208ZM211 246H212V245H211ZM217 246H218V245H217ZM100 247H101V246H100ZM119 247H120V244H119ZM126 247H128V246H126ZM179 247H178V248H179ZM181 247H182V246H181ZM212 247H213V246H212ZM212 247H211V248H212ZM220 247H221V245H220ZM261 247H263V249H264V246H261ZM94 248H95V247H93V250H94ZM101 248H102V247H101ZM101 248H100V250H101ZM113 248H114V247H113ZM113 248H112V249H113ZM120 248H121V247H120ZM122 248H124V247H122ZM163 248H164V247H163ZM165 248H166V247H165ZM195 248H196V247H195ZM203 248H204V247H203ZM205 248H206V246H205ZM215 248H216V247H215ZM222 248H224V247H222ZM83 249H84V248H83ZM98 249H99V248H98ZM104 249H105V248H104ZM110 249H111V248H110ZM110 249H109V251H110ZM125 249H126V248H124V250H125ZM155 249H156V248H155ZM155 249H154V250H155ZM168 249H169V248H168ZM168 249L166 248L167 251H169ZM208 249L210 250L209 247L207 248V250H208ZM213 249H214V248H213ZM226 249H227V248H225V249H223V250H226ZM228 249L231 251L230 247H228ZM240 249L242 250V247H241ZM246 249H247V248H246ZM263 249H262V250H263ZM56 250H57V249H56ZM80 250H81V249H80ZM90 250H91V249H90ZM95 250H96V249H95ZM102 250H103V249H102ZM119 250H121V249H119ZM130 250H131V249H130ZM140 250H141V249H140ZM187 250H188V249H187ZM220 250H221V249H220ZM127 251H129V250H127ZM132 251H135V250H131L130 253H132ZM138 251H139V250H138ZM151 251H153V250H151ZM182 251H183V250H182ZM197 251H198V250H197ZM214 251H215V250H214ZM216 251H219V250L216 249ZM221 251H222V250H221ZM60 252H61V251H60ZM91 252H92V251H91ZM94 252H95V251H94ZM94 252H93V253H94ZM122 252H123V251H122ZM122 252H121V253H122ZM153 252H154V251H153ZM195 252H196V250H195ZM198 252H199V251H198ZM200 252H201V251H200ZM228 252H229V251H228ZM228 252H227V253H228ZM236 252H238V251H236ZM76 253H77V252H76ZM119 253H120V252H119ZM144 253H145V251H144ZM144 253H143V254H144ZM186 253H187V255H188V254L191 255L192 252H191V253L186 252ZM196 253H197V252H196ZM231 253H232V252H231ZM231 253H230L229 255H231ZM233 253H235V250H234ZM260 253H261V252H260ZM260 253H259V254H260ZM57 254H58V252L56 253V255H57ZM63 254H64V253L62 252V256H64ZM70 254H71V253H70ZM70 254H69V255H70ZM73 254H74V253H73ZM113 254H114V253H113ZM128 254H129V253H128ZM134 254H135V253H134ZM174 254L176 255V253H174ZM174 254H173V255H174ZM207 254H211V253H207ZM223 254H224V253H223ZM225 254H226V251H225ZM242 254H243V253H242ZM249 254H250V253H249ZM249 254H248V255H249ZM66 255H68V254H66ZM84 255H85V254H84ZM93 255H94V254H93ZM120 255H121V257H122V254H120ZM151 255H152V254H151ZM177 255H178V254H177ZM184 255H185V253H184ZM204 255H206V254H204ZM233 255H234V254H233ZM244 255H245V254H244ZM94 256H95V255H94ZM106 256H107V255H106ZM139 256H140V255H139ZM185 256H186V255H185ZM191 256H192V255H191ZM53 257H57V256H53ZM65 257H66V256H65ZM65 257H64V258H65ZM95 257H97V256H95ZM101 257H102V256H101ZM101 257H98V258L100 259ZM104 257H105V256H104ZM132 257H133V256H132ZM140 257H141V256H140ZM150 257H151V256H150ZM166 257H167V255H166ZM168 257H169V256H168ZM226 257H227V256H226ZM243 257H244V256H243ZM246 257H247V256H246ZM252 257H253V256H252ZM112 258H113V257H107L106 259H103V260H102V264H108V261H109L110 259H112ZM170 258H171V257H170ZM181 258H182V257H181ZM187 258H188V257H187ZM195 258H196V257H195ZM217 258H218V257H217ZM219 258H220V257H219ZM248 258H249V257H248ZM108 259H109V260H108ZM128 259H129V258H128ZM132 259H133V258H132ZM149 259H150V258H149ZM156 259H157V258H156ZM175 259H176V258H175ZM175 259H174V260H175ZM179 259H180V258H179ZM188 259H189V258H188ZM193 259H194V258H193ZM234 259H235V258H234ZM241 259H242V258H241ZM262 259H263V258H262ZM51 260H52V259H51ZM129 260H130V259H129ZM151 260H152V259H151ZM161 260H162V259H161V257H160V261H161ZM167 260H168V259H167ZM171 260H172V259H171ZM171 260H170V261H171ZM180 260H181V259H180ZM183 260H184V257H183ZM183 260H182V261H183ZM185 260H186V259H185ZM194 260H195V259H194ZM217 260H218V259H217ZM220 260H221V258H220ZM243 260H246V258L243 259ZM247 260H248V259H247ZM120 261H121V260H120ZM125 261H126V260H125ZM125 261H124V262H125ZM131 261H132V260H131ZM153 261H154V260H153ZM164 261H165V260H164ZM178 261H179V260H178ZM57 262H58V261H57ZM66 262H67V261H66ZM90 262H91V261H90ZM124 262H123V263H124ZM136 262H137V261H136ZM136 262H135V263H136ZM155 262H156V260H155ZM162 262H163V261H162ZM183 262H184V261H183ZM219 262H220V261H219ZM229 262H230V261H229ZM229 262H228V263H229ZM233 262H234V261H233ZM241 262H242V260H241ZM243 262H244V261H243ZM247 262H248V261H247ZM80 263H81V262H80ZM98 263H99V262H98ZM156 263H157V262H156ZM160 263H161V262H160ZM168 263H169V262H168ZM168 263H166V264H168ZM175 263H176V262H175ZM181 263H182V262H181ZM181 263L178 262V264H181ZM202 263H203V262H202ZM221 263H222V262H221ZM224 263H225V262H224ZM260 263H261V262H260ZM260 263H259V264H260ZM5 264H6V263H5ZM50 264H51V263H50ZM78 264H79V263H78ZM99 264H100V263H99ZM118 264H120V263L118 262ZM121 264H122V263H121ZM127 264H128V263H127ZM129 264H130V261H129ZM154 264H155V263H154ZM169 264H170V263H169ZM172 264H174V263H172ZM192 264H193V262H192ZM197 264H198V263H197ZM247 264H248V263H247ZM261 264H263V263H261Z\"/></svg>","mask_w":264,"mask_h":264}]
</instances>
